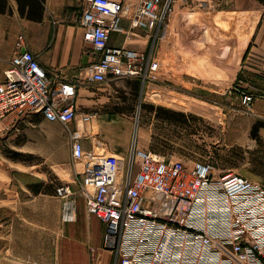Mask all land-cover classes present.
<instances>
[{
  "label": "built area",
  "instance_id": "2783aa9c",
  "mask_svg": "<svg viewBox=\"0 0 264 264\" xmlns=\"http://www.w3.org/2000/svg\"><path fill=\"white\" fill-rule=\"evenodd\" d=\"M78 1L84 4V39L100 54L89 78H157V59L109 45L112 32L123 31L127 11L121 1ZM175 1L139 0L132 24L144 18L163 23ZM239 92L241 104L251 110L256 93ZM77 95L75 83L50 76L21 33L0 80V130L8 128L11 116L30 113L69 129L73 159L82 164L87 212L103 222L104 244L116 251L115 264H264V184L238 172L221 173L208 160L175 159L137 144L127 167L116 154L86 151L81 130L71 129ZM56 194L72 200V186L61 184Z\"/></svg>",
  "mask_w": 264,
  "mask_h": 264
},
{
  "label": "crops",
  "instance_id": "0c3cea01",
  "mask_svg": "<svg viewBox=\"0 0 264 264\" xmlns=\"http://www.w3.org/2000/svg\"><path fill=\"white\" fill-rule=\"evenodd\" d=\"M118 1L123 3L127 12L121 21L123 31L112 32L110 46L133 48L145 52L149 59L159 61L162 58L159 73L176 68L180 71L181 84L210 89L211 95L216 93V97L218 93L238 97L228 88L234 87L233 84L247 91L263 92L247 113L248 125L241 128H252L257 118H264V0H176L163 23L144 18L138 26L132 24V18L139 0ZM11 4L13 15L0 13V22L8 18L15 21L9 26L0 23V80L4 78V71L15 51L21 34L17 32L23 29L27 47L38 55L50 76L57 82L77 85V117L71 129L81 130L86 151L102 150L126 159L130 155H127V150H132L134 144L148 148L150 142L146 128H155V122H138L136 118L140 112L135 98L141 90L146 89L148 97L151 96L148 98L151 104L163 100L161 92L155 91L154 84L168 88L172 86L169 85L171 80L167 78L160 83L156 81L158 78L144 82L141 77H109L105 82L93 81L89 78V68L100 54L84 39V29L80 23L82 2L11 0ZM19 18L22 23L17 22ZM33 31L37 34L36 38L32 37ZM165 61L168 62L167 66L164 65ZM219 85L225 86L224 92L219 91ZM130 94L134 97L133 102L125 96ZM168 94L169 100L174 97L187 99L180 93ZM195 98L208 102L204 100L208 98L204 95ZM210 99L217 102L216 98ZM212 102L209 104L215 108L212 107L210 116L205 113L208 110L199 112L189 103L185 106L163 105L209 118L214 111L218 113L220 110L219 105ZM145 111L148 112L147 109ZM149 112H154L155 117L156 109ZM85 114L92 115L90 121L83 120ZM33 118L55 126L62 124L60 128H66L61 122L46 120L40 113L13 115L8 119L7 126L20 128L22 123ZM166 126L181 128L173 122ZM140 136L146 138V147L139 145Z\"/></svg>",
  "mask_w": 264,
  "mask_h": 264
},
{
  "label": "rangeland",
  "instance_id": "374dc122",
  "mask_svg": "<svg viewBox=\"0 0 264 264\" xmlns=\"http://www.w3.org/2000/svg\"><path fill=\"white\" fill-rule=\"evenodd\" d=\"M0 13L13 15L11 0H7L6 11ZM6 20L0 23L3 26L15 23L10 18ZM17 22L23 21L19 18ZM23 31L19 29L17 33ZM36 35L33 31L32 37ZM159 61L163 65V59ZM179 72L176 68L165 69L163 73L158 71L156 81L163 83L168 78L172 86L165 88L162 84H154L155 91L161 92L163 99L154 104L168 107L163 104L185 106L189 103L199 112L208 110L205 113L210 116L213 105L209 103L213 101L220 110L218 113L212 110L209 118L181 111L184 115H175V122L165 119V113L156 109L154 117V112L150 114L151 110L147 112L144 108L151 96L148 97L146 89L141 90L135 98L140 112L136 119L145 124L155 122V128H146L148 148L189 162L208 160L221 173L238 172L264 184V125L253 128L256 122H264V118H257L252 128H241L248 125L249 110L241 104L237 91L247 89L229 81L234 87L228 88L240 97L221 93L216 97V93L211 95L210 89L181 84ZM224 87L219 85V91L224 92ZM161 90L180 93L187 99L174 97L169 100V94ZM254 93L256 98L263 95V92ZM200 95L208 97L204 98L208 102L195 100ZM125 96L134 101L132 94ZM38 119H28L20 128L0 130V264H115L116 251L104 244L103 222L87 212L79 172L82 164L73 159L69 131L60 128L62 124L55 126ZM170 122L181 128H168L166 124ZM139 145L147 146L145 137L140 136ZM120 159L127 167L128 156ZM64 183L72 186V200L56 194L57 187ZM37 188L42 191L36 193Z\"/></svg>",
  "mask_w": 264,
  "mask_h": 264
},
{
  "label": "trees",
  "instance_id": "16d2710c",
  "mask_svg": "<svg viewBox=\"0 0 264 264\" xmlns=\"http://www.w3.org/2000/svg\"><path fill=\"white\" fill-rule=\"evenodd\" d=\"M6 6H7V0H0V12H5L6 11ZM22 13H23V10H21ZM138 87V86H137ZM145 109H157L161 112H164L165 115H164V118L165 119H168L170 121H176V118H174L175 115L177 114H181V115H184V112L182 113L181 111L179 110H175L173 108H168L166 106H162V105H154V104H151V103H146L145 106H144ZM163 116V115H162ZM264 125V122L263 121H258L254 124L253 128H260V126ZM17 155H20L19 152ZM39 184H43L45 185V182H40ZM36 193H39L40 191H42V189L40 188H37L35 189Z\"/></svg>",
  "mask_w": 264,
  "mask_h": 264
},
{
  "label": "bare ground",
  "instance_id": "6f19581e",
  "mask_svg": "<svg viewBox=\"0 0 264 264\" xmlns=\"http://www.w3.org/2000/svg\"><path fill=\"white\" fill-rule=\"evenodd\" d=\"M81 167H82V165H81Z\"/></svg>",
  "mask_w": 264,
  "mask_h": 264
}]
</instances>
